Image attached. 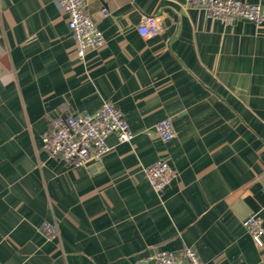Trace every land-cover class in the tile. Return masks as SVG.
Here are the masks:
<instances>
[{"label": "crops", "instance_id": "crops-1", "mask_svg": "<svg viewBox=\"0 0 264 264\" xmlns=\"http://www.w3.org/2000/svg\"><path fill=\"white\" fill-rule=\"evenodd\" d=\"M86 4L105 43L80 59L58 0H0V264H151L186 246L205 264H264L243 224L264 221V22L226 23L191 0ZM145 15L157 35L139 33ZM105 100L130 142L111 133L80 166L45 150L54 116ZM158 159L175 171L162 192L144 172Z\"/></svg>", "mask_w": 264, "mask_h": 264}, {"label": "built area", "instance_id": "built-area-1", "mask_svg": "<svg viewBox=\"0 0 264 264\" xmlns=\"http://www.w3.org/2000/svg\"><path fill=\"white\" fill-rule=\"evenodd\" d=\"M205 9L207 15L226 23L245 19L261 24L264 11L259 4L244 0H191ZM59 9L68 17V25L76 42V55L84 59L88 52L105 43L103 31L98 27L93 15L88 11L86 0H58ZM162 27L157 15H145L137 29L142 36H155ZM155 131L163 141H171L177 131L170 117H165L155 125ZM116 133L119 141L130 142L135 133L122 110L112 101L105 100L96 112L62 113L51 119L49 130L43 136V146L52 155L75 166L84 164L89 158H100L110 147L107 137ZM144 172L157 192H162L171 182L174 169L166 159H158L144 167ZM264 192V179H263ZM244 226L251 233L254 242L264 246V221L261 215H249ZM42 229L49 237L58 235L57 226L50 221L42 223ZM152 264H205L194 246L181 250L158 249L151 256Z\"/></svg>", "mask_w": 264, "mask_h": 264}, {"label": "water", "instance_id": "water-1", "mask_svg": "<svg viewBox=\"0 0 264 264\" xmlns=\"http://www.w3.org/2000/svg\"><path fill=\"white\" fill-rule=\"evenodd\" d=\"M153 263V260L151 261V264Z\"/></svg>", "mask_w": 264, "mask_h": 264}]
</instances>
